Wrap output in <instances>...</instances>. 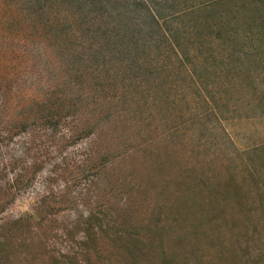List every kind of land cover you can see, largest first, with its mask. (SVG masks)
<instances>
[{
    "label": "rangeland",
    "instance_id": "374dc122",
    "mask_svg": "<svg viewBox=\"0 0 264 264\" xmlns=\"http://www.w3.org/2000/svg\"><path fill=\"white\" fill-rule=\"evenodd\" d=\"M103 1L93 17L85 16L83 9H88L84 0H0V46H12L13 51L0 47V58L6 60H0V73L10 75L11 81L18 80L20 89H28V93L32 90L34 96L42 87L49 86L60 93L63 88L55 84L60 85L63 79L70 77L63 67L70 49L95 45L102 35L106 39L108 33L105 30L118 23L120 17L123 27L126 21H137L133 24L148 27L144 24L145 11L140 3L134 5V0ZM147 2L160 3L158 0ZM72 13L75 18L81 14L80 27L83 28L74 37H71V29L79 27L66 19ZM82 31L96 33L98 38H87ZM126 35L129 41L132 36L129 30ZM144 35L137 33V40ZM140 55L142 53L134 56ZM96 58L93 61L90 57L87 62L91 70L84 76L86 89L104 90V96L109 94L108 91L121 89V82L128 83L117 67L123 55H111V49L105 47L103 55ZM198 62L192 60L181 65L172 58L165 70L154 76L156 81H161L157 91L173 97L182 95L188 103L167 98L162 111L155 110L158 115L153 118L150 110L143 112L144 124L140 128L117 114L115 121L106 118L108 122L104 123L99 118L103 121L100 125L110 127L116 139L107 133H96L98 137L102 136L97 143L91 141V137L65 146L63 141L50 145L49 158L45 160L43 171L38 172V178L55 171L53 184L46 183V191L58 193L61 201L59 210L52 216L55 220L50 224L52 228L63 230L65 226L67 229L78 215L93 212L98 204L104 203L107 209H113L120 223L132 225L139 230L138 235H142L139 238L122 233L123 238L115 239L113 250L106 253L108 264H264V226L261 222L264 216V117L260 116L262 105L259 100L250 98L259 91V62L249 67L248 75L239 73L242 64L230 66L229 79L234 76L238 82L226 88L233 98L225 105L227 111L222 119L205 115L191 125H182V133L172 137L166 131L173 127L178 112L187 110L189 115L194 112L195 118L199 119L192 93L204 91L214 97L218 89L215 85L221 82L217 70L211 73L210 63L205 76L195 72L201 78L195 86L186 70L195 71L193 65ZM250 78L254 79V85ZM15 89L13 87V92ZM133 91L137 97L143 95L151 101L158 95L139 89L137 84ZM108 94L106 99L114 101ZM235 95L240 102L236 103ZM129 100L130 97L127 104L122 105L108 101L107 105L112 110L126 111ZM135 111L136 106L132 112ZM98 120L94 122L98 123ZM155 129L159 131V138L154 153L145 156L141 149H132L123 157H119L120 154L114 157L116 147L131 141L137 145L147 138L146 133L154 137ZM184 135L189 139L181 145L179 141ZM91 150L111 153L109 170L90 171L89 178L95 177L96 182L93 187V194H96L91 201L98 197V204H88V199H84L76 210L72 206L69 209L66 205L74 204V195L83 185L80 178L87 173L81 171L80 154ZM124 189H130V194H124ZM31 193L35 194L36 190H30L27 197ZM24 199L26 196L11 205L7 218L22 213L25 205L20 202ZM159 212L164 223L158 221ZM122 228L132 229L127 225ZM55 229L53 235L38 234L29 238L25 242L27 247L23 245L21 252L12 256L8 264H96L95 259L79 246L80 234L74 231L65 234V230ZM137 245L141 248L131 256L129 252H134Z\"/></svg>",
    "mask_w": 264,
    "mask_h": 264
},
{
    "label": "trees",
    "instance_id": "16d2710c",
    "mask_svg": "<svg viewBox=\"0 0 264 264\" xmlns=\"http://www.w3.org/2000/svg\"><path fill=\"white\" fill-rule=\"evenodd\" d=\"M84 1L88 9H83L85 16L94 17L95 9L104 4L103 0ZM158 2L160 3L153 4L147 0L133 1L134 5L140 3L144 6L143 21L148 27L133 24L137 21H126L123 27L120 17L118 23L111 24L112 27L105 30L108 33L105 35L106 39L102 35V39L99 38L95 45H82L70 49L63 65L70 77L63 79L60 85L55 84L63 88L60 93L57 88L49 86L42 87L38 95L34 96L35 92L32 90L29 93L28 89L21 90L18 80L11 81L10 75L0 73V264H8L12 256L16 257L23 245L27 247L25 242L29 241V238L38 234L53 235L55 228L50 224L55 221L52 216L59 210L61 201L58 199V193L46 191V183L53 184L56 179L55 171H51L47 177L38 178V172L43 171L45 160L49 158L51 144L63 141L65 146L91 137H93L91 141L97 143L101 141L102 136L98 137L96 133H107L116 139L110 132L112 130L110 127L100 125L103 121H99V118L106 123L108 119L115 121L117 114L122 120H128L140 128L144 124L141 117L143 112L150 110V117L153 118L154 115H158L155 110L159 113L162 111V104L167 98L181 99L188 103L187 99H182V95L173 97L157 91L161 81H156L154 76L161 70L164 71L172 58L181 65L199 60L198 64L193 65L195 71L186 70L187 77L195 86L201 82V78L195 72H201L205 76L210 63L213 68L211 73L217 70L218 76H221V82L215 85L218 89L214 97L204 91L192 93V100L197 103L199 119L195 118L196 113L189 115V111L181 110L173 127L166 131L171 133L172 137L182 133V125H191L205 115L211 114L219 120L223 118V113L227 111L225 105L233 98L226 88L238 82L234 76L229 79L232 70L230 66L242 64L238 69L239 73L248 75L249 67L259 62V79L257 78L259 91L250 98L259 100L262 105L260 116L264 117V0H158ZM80 17L81 14L75 18L73 13L66 17L70 24L79 27L71 29V37L79 30H83L80 27ZM128 30L133 36L129 41L126 35ZM142 32L145 35L137 40V33ZM83 36L98 38L96 33L90 31L84 32ZM0 47L10 49L13 53L12 46L1 44ZM105 47L111 49V55H123L117 67L121 71L120 74L124 73L128 83L121 82V89H113L103 96L104 90L90 91L85 88L84 76L91 70L87 67L90 57L96 61V57L103 55ZM137 53L142 55L137 58L134 56ZM0 60L6 61L1 58ZM141 76H144L143 80L140 79ZM250 80L254 85V79ZM136 84L139 89L153 91L158 95L152 101L150 97L145 99L143 95L137 97L133 91ZM13 87H16L14 92ZM120 92L122 93L119 95ZM107 94L114 101L106 99ZM129 97L126 111H118L117 108L112 110L111 106L107 105L108 101L117 105L127 104ZM123 99H126V102H123ZM234 99L236 103L240 102L236 95ZM134 106L137 107V111L132 112ZM95 120H98V123H95ZM158 129H155L157 132L154 137L146 133L147 138L142 139L137 145L131 141L116 147L114 157L119 154V157H123L125 152L132 149H141L145 156L154 153L153 148L159 138ZM144 133L145 131L142 132ZM188 139V135H184L183 140L179 142L183 145L187 142L184 140ZM123 146L124 149L121 148ZM110 156L111 153L107 150L102 152L91 150L90 153L80 154L81 171L87 173L85 177L80 178L83 185L80 192L74 195V204L66 205L67 208L70 209L72 206L76 210L84 199H88L86 200L88 204H98V197L91 201L96 194V192L93 194L96 182L95 177L89 178L90 171L109 170L112 163L109 160ZM30 190H36V193H31L32 195L27 197ZM130 191L124 189V194L128 195ZM22 196H26V199L20 202L25 205L22 213L18 217L7 218V210ZM124 202L123 199L122 203ZM112 210L107 209L104 203L98 204L95 211L78 215L70 223L71 227L66 229L64 226L63 230H55L61 232L65 230V234L77 232V235L80 234L78 244L82 250L89 257H93L96 264H108L106 253L113 250L115 239L120 241L123 238L122 233L130 237H142L141 234L138 235L139 230L134 229L132 225L120 223ZM124 211L125 209L122 210ZM158 214V221H162L160 212ZM162 222L164 223V220ZM261 222L264 226V216L261 217ZM126 225L132 229L127 231V227L124 230L122 227ZM140 248L137 245L134 252L129 253L134 256Z\"/></svg>",
    "mask_w": 264,
    "mask_h": 264
}]
</instances>
